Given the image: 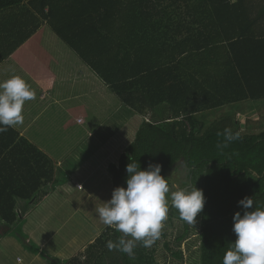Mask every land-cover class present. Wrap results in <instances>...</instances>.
<instances>
[{
	"label": "trees",
	"instance_id": "obj_1",
	"mask_svg": "<svg viewBox=\"0 0 264 264\" xmlns=\"http://www.w3.org/2000/svg\"><path fill=\"white\" fill-rule=\"evenodd\" d=\"M253 1L0 0V31L5 30L0 42H10L5 57L46 24L126 106L140 114L170 106L173 120H145L119 164H110L113 189L127 186L131 161L142 169L160 164L167 177L184 159L191 184L205 195L197 239L191 240L190 224L170 207L172 232L161 231L150 248L137 244L134 257L108 250L107 242H117L121 233L107 226L85 252L59 264H167L164 253L170 254L168 264H185L184 244L191 251L197 242L192 255L198 254L199 264H222L236 239L233 216L244 211L238 202L252 197L264 206V128L242 131L228 118L231 122L205 129L199 113L264 99V5L259 9ZM145 27L151 29L146 36ZM185 29L188 35L180 38ZM195 57L196 64L203 59L201 66L189 65ZM226 128L240 138L218 147L224 143L218 133ZM77 134L60 160L89 133L81 128ZM54 168L53 160L15 128L0 133V239L8 234L27 239L16 225L37 203L33 198L41 186L52 184L40 199L66 181L55 179Z\"/></svg>",
	"mask_w": 264,
	"mask_h": 264
},
{
	"label": "crops",
	"instance_id": "obj_2",
	"mask_svg": "<svg viewBox=\"0 0 264 264\" xmlns=\"http://www.w3.org/2000/svg\"><path fill=\"white\" fill-rule=\"evenodd\" d=\"M257 2V8L260 9L264 5V0L253 1L255 4ZM3 23L7 25V22ZM185 24L187 22L183 23L184 26ZM148 28L145 27L143 31L147 32ZM191 33L194 37L197 30ZM0 34H5V30L1 29ZM147 34L148 32L144 36ZM186 35L188 31L180 35V38ZM9 45L8 41L0 42V81L13 75H21L36 92V99L27 101L24 105L23 123L14 128L20 136L39 146L53 160L55 179L66 181L56 188H51L49 194L36 201L37 203L17 225L26 235V240L30 239V244H25L27 241L15 234H8L0 239V264H58L59 260H69L81 253L105 231L107 226L100 220L97 221V225L104 229H97L86 239H82L83 229L80 225H77L75 230L80 228L77 234H70L67 229L73 217H77V212L88 202L103 204L102 199L113 193V175L109 166L111 163L119 164L125 148L135 140L134 135L137 134L140 125L145 120L150 122L156 120L157 123L160 118L150 119L153 112H168L166 116H172L171 108L164 104L153 111L149 109L148 114H140L123 104L95 72L46 24L7 58L5 50H8ZM195 59L196 57L188 61L189 65L194 67L203 64V59L200 64L198 62L196 64ZM37 87L42 90L40 94ZM245 103L233 105L234 109L230 115L237 110L247 112L255 102ZM30 105H33L32 108ZM112 108L124 109L127 113L126 118L118 122L116 127H113V124L105 126L106 121L114 115ZM209 111L201 113L204 115ZM108 114L112 115L107 118ZM166 116L160 117L164 119ZM120 119L118 118V121ZM58 124L61 125V129ZM81 128L89 133L87 139L60 160L59 158L67 151L69 140L73 141ZM97 131H101L102 136H97ZM122 135L124 138H121ZM122 143L124 145H121ZM85 183H89L93 190L86 189ZM103 183L112 185V188L110 186L107 190L110 193L105 196H101V193L105 192ZM49 186L52 187V184L48 181L37 193ZM53 198L56 199V205L51 208ZM31 243L36 245L38 252ZM20 253L24 254V258L18 255ZM44 254L50 260H46Z\"/></svg>",
	"mask_w": 264,
	"mask_h": 264
},
{
	"label": "clouds",
	"instance_id": "obj_3",
	"mask_svg": "<svg viewBox=\"0 0 264 264\" xmlns=\"http://www.w3.org/2000/svg\"><path fill=\"white\" fill-rule=\"evenodd\" d=\"M36 99V92L21 76L13 75L0 81V133L23 123L24 105ZM224 143L227 147L240 138L226 128ZM126 187L113 189L112 197L95 209L100 221L121 233L117 242L109 240V251L118 250L134 257L137 244L150 248L161 235L169 208L179 212L180 219L195 224L198 213L205 205V195L196 186L176 189L162 174L160 164H149L142 169L131 161L126 166ZM170 201V205H169ZM243 213L233 216L236 239L225 252L222 264H264V206L256 205L252 197L241 199Z\"/></svg>",
	"mask_w": 264,
	"mask_h": 264
},
{
	"label": "rangeland",
	"instance_id": "obj_4",
	"mask_svg": "<svg viewBox=\"0 0 264 264\" xmlns=\"http://www.w3.org/2000/svg\"><path fill=\"white\" fill-rule=\"evenodd\" d=\"M245 102H247V101H245ZM245 102H243V103H245ZM245 105H246V103H245ZM32 106L33 105H30L29 107L32 108ZM232 106L233 105H226L220 109H217L214 111H209L208 114H204V115L202 113L201 114L199 113L200 120H203V122H204V128L206 129L207 127H212V126H216L219 124H226L227 121L230 120L228 118H230V116H231L230 114L232 113V110L234 109ZM251 106L252 107L250 109H248L247 112H243V110L234 111L233 115L231 116V120H233V121L237 120V122L240 123V127L242 128V130L251 131V132H260L264 128V101L255 102ZM123 108H125V107H123ZM112 109H114V108H112ZM151 111H153V110H151ZM113 113H114V115L111 116L106 121L105 126H108V124H113V127H116L117 123L120 121H123L127 116V113L125 112V110L120 109V108L114 109ZM167 113L168 112H160V113L153 112L151 115L152 117H150V116L149 117H150V119L155 118V117L160 118L157 121V123H160V121L163 122V120H165V121L173 120L172 118H170L171 117L170 115L166 116ZM112 114H108L107 118ZM160 116H166V117L164 119H162ZM118 118H121V119L118 121ZM153 122H156V120H154ZM57 123H58V119H57ZM142 124L140 125V127L142 126ZM58 126L61 129V125L58 124ZM96 134H97V136H102L101 131H97ZM134 136H136V134ZM121 138H124V136L122 135ZM113 141H115V140H113ZM120 141H122V140H120ZM121 145H124V143H122ZM92 149H94V145H93ZM126 150H127V147L125 148V151ZM115 157H117V155H115ZM170 180L172 182H174L175 185ZM195 180H196V182L198 181V179L196 177H195ZM168 181H169L170 185H174L176 189L185 188V187H188L189 185H191L192 187L196 186L198 188V184H193V185L191 184L192 178H190V171H189L188 167L186 166V162L184 161V159L180 160L174 166V168L169 171ZM102 185L104 187L105 192L101 193V196H105L109 192L107 190H109L110 186L112 188V185L109 186V185H106L105 183H103ZM85 186H86V189L89 188L91 191L93 190L92 186H90L89 183H85ZM198 189H200V188H198ZM44 191H45V189L40 191V193L37 194L38 196L35 198V202L41 198V195L43 194ZM111 195H112V193H110L109 197L106 196L105 199H102V203L104 204L106 201L110 200ZM103 204H99V202L95 203L94 201H92V203L88 202L80 211L77 212V217H73L72 223H71V225H69V228L67 229L69 231V233L70 234H77L79 232L80 228L77 231H75V230L77 228V225H80L81 229H83L82 239H86L90 235H93L97 229H101V228L104 229L102 226L98 227L97 221L100 219L97 216V213L95 211L96 206H102ZM55 205H56V199L53 198V203L50 205V207L52 208ZM169 205H170V201H169ZM175 223L177 224V226L180 225V222L176 218H175ZM190 226L192 229L191 240L197 239L199 234H200V214L199 213L197 215L195 224H190ZM165 230L168 233L172 232V226L168 222V217H167L166 221L164 222V225H163L161 231H165ZM25 241H27V243H25V244H30V239L25 240ZM56 242H58V241H56ZM198 244H199V242H197V245L194 246L191 251L187 250V245L184 244L183 249L185 251L186 260H187L185 264H199L198 254L195 253L194 255H192L195 250H198V246H199ZM87 247H88V245H87ZM86 248L82 252H85ZM165 251L166 250H162L161 252H165ZM18 255L20 257L24 258L23 253L22 254L20 253ZM44 255L47 257L46 254H44ZM163 255L166 256V257L164 256V258H163L164 261H167L168 263H170V254L164 253ZM46 260H50V259L47 257ZM56 260H59V259H56ZM61 264H63V262Z\"/></svg>",
	"mask_w": 264,
	"mask_h": 264
},
{
	"label": "built area",
	"instance_id": "obj_5",
	"mask_svg": "<svg viewBox=\"0 0 264 264\" xmlns=\"http://www.w3.org/2000/svg\"><path fill=\"white\" fill-rule=\"evenodd\" d=\"M81 187V186H80Z\"/></svg>",
	"mask_w": 264,
	"mask_h": 264
}]
</instances>
